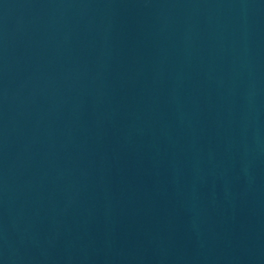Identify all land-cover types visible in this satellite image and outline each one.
I'll return each mask as SVG.
<instances>
[{"label": "water", "instance_id": "water-1", "mask_svg": "<svg viewBox=\"0 0 264 264\" xmlns=\"http://www.w3.org/2000/svg\"><path fill=\"white\" fill-rule=\"evenodd\" d=\"M0 264H264V0H0Z\"/></svg>", "mask_w": 264, "mask_h": 264}]
</instances>
